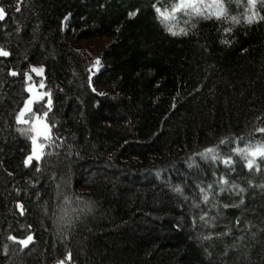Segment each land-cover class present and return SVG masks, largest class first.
Returning <instances> with one entry per match:
<instances>
[{"label":"trees","instance_id":"obj_1","mask_svg":"<svg viewBox=\"0 0 264 264\" xmlns=\"http://www.w3.org/2000/svg\"><path fill=\"white\" fill-rule=\"evenodd\" d=\"M154 3L0 0V49L11 53L0 57V264H69V251L71 264H264V162L249 171L231 151L236 138L264 140V20L247 22L248 0H224L220 19L177 14L188 34L173 36ZM255 11L264 16L260 0ZM97 59L105 94L91 86ZM33 65L46 68L33 81L51 92L53 127L28 167L32 133L16 117ZM206 148L216 161L198 155ZM66 198L71 223L60 221ZM28 234L23 250L8 239Z\"/></svg>","mask_w":264,"mask_h":264},{"label":"snow or ice","instance_id":"obj_2","mask_svg":"<svg viewBox=\"0 0 264 264\" xmlns=\"http://www.w3.org/2000/svg\"><path fill=\"white\" fill-rule=\"evenodd\" d=\"M262 4H264V0H260ZM249 5L252 7L250 8L251 14L246 17V20L248 23H253L255 20H264V16H260L255 11V5L257 3V0H248ZM159 0H157V3H154L152 5L154 12L156 13L157 19L160 21L161 24H163L167 31L173 35H187L188 32L185 30V28H178V15L177 14H183L185 16H202L204 18H210L211 16H215L217 19H220L221 17L227 16V8L225 6L224 0H212L211 5L205 4V0H175V3H173L169 8H162L161 6H158ZM17 11H19V7L17 8ZM139 14V9H137L135 12H130L129 16L134 17ZM6 19V12L3 8H0V21H3ZM234 22L238 23L239 21L233 17L232 18ZM195 27V25H193ZM226 31H230V29H226ZM224 44H228L229 41L223 40L221 41ZM11 55L10 52L0 49V57H9ZM99 61H97V64ZM32 72L37 73L38 75H43V69L41 68H32ZM11 76H17L19 73L16 71L10 72ZM25 80L31 81L32 76L25 74ZM39 88H45L46 85L41 84L38 86ZM26 92L29 94V98L25 101L24 107L18 112L17 114V122L19 124H30L31 125V132L33 135L31 136V143L33 145L32 152L26 157L25 164L28 167L32 166L33 160L40 161L42 159L44 150L46 147H48V143L52 141L51 136V128L53 125H51L48 122V116L49 113L52 111V105L53 101L51 98V92L45 91L43 95H40L37 91V88L35 86H30L26 88ZM39 104V108L36 107V105ZM28 117V118H26ZM257 132L260 134H264V127H260L257 129ZM44 141L38 142V141ZM244 138H236L234 143L237 144L236 147L231 148L232 152H235L238 156L243 158L246 161V167L249 171L255 170L256 172H259L260 169V162H264V140L257 141L256 143H252L251 141H246L244 147L238 146L241 141H243ZM221 145L229 144L230 141L228 140H221ZM198 155L201 156L203 159L210 158L213 161L217 160V151L215 148H206L204 152L199 153ZM222 163L226 166L231 168L234 164V161L231 157V155L225 157L222 159ZM189 168L193 167L192 163L188 164ZM37 171H39V168H37ZM217 183L220 185V191L223 192L225 190L224 186L228 184V180L220 177L217 180ZM237 186L232 185V188L235 189ZM176 192H181L180 187H176L174 189ZM212 190V185L209 184L207 186V189L204 187H200L199 191L202 194V200L204 203H207L209 201V193ZM240 192H243L244 189H239ZM241 204L244 203L243 200L240 201ZM67 204H71V201L66 198V206L61 209V216L60 221L64 222L67 221L68 223H71L72 217L74 212L77 211V209L69 208L67 207ZM17 207L20 209L21 214H23V204H18ZM195 207H199V204L195 205ZM225 208L228 207V205H224ZM201 220H205V216H200ZM195 223V221H193ZM237 224H239V221H237ZM31 227V226H29ZM227 235V233H225ZM9 240L13 241L15 244H18L21 246V250L28 248L30 244L34 243L35 236L34 234H28L23 239H18L16 236H9ZM205 240L212 239L211 236H205L203 237ZM5 255H7V246H5ZM71 252L69 251L66 255V260L71 264ZM57 264H65V260H59L57 261Z\"/></svg>","mask_w":264,"mask_h":264},{"label":"rangeland","instance_id":"obj_3","mask_svg":"<svg viewBox=\"0 0 264 264\" xmlns=\"http://www.w3.org/2000/svg\"><path fill=\"white\" fill-rule=\"evenodd\" d=\"M104 43H105V38H97V39H93V40H89V41L88 40L81 41L80 43H78V45L81 46V47H87V46H89V47H97V46H102ZM97 61H99L98 64H97ZM103 65H104V61H102L101 59H97L95 61L94 65L91 67V86H92L93 90H95L97 93H100V94H105V93H107V92H109L111 90L108 85H106L102 80L97 78V75L100 72V70L103 67ZM41 91H42V88H41ZM29 128H30V131H31V125L30 124H29ZM32 135H33V133L31 134V136ZM38 142H42L43 143L44 141L41 140V141H38ZM32 148H33V145L31 143V151L29 152V154H31Z\"/></svg>","mask_w":264,"mask_h":264},{"label":"water","instance_id":"obj_4","mask_svg":"<svg viewBox=\"0 0 264 264\" xmlns=\"http://www.w3.org/2000/svg\"><path fill=\"white\" fill-rule=\"evenodd\" d=\"M33 67L43 69V75L41 76V75H38V74L35 73V72H32V68H33ZM28 75H31V76H32V80H31L30 82L27 81V82H28V85H27L26 88H28V87H30V86H35V87L37 88L38 93H39L40 95H42L41 88L38 87L39 85H38L35 81H33V79H34V78L41 79V80H45V79H46V68H45V66H43V65H33V66L31 67V71L28 73ZM28 98H29V94H28ZM28 98H27V99H28ZM27 99H26V100H27ZM23 107H24V106H23ZM23 107H22V108H23ZM26 118H27V117H26ZM21 125H28V124H21ZM51 264H57V262H54V263H51Z\"/></svg>","mask_w":264,"mask_h":264}]
</instances>
